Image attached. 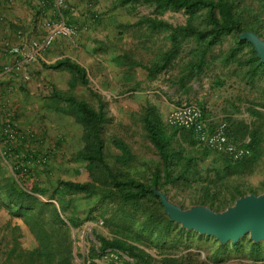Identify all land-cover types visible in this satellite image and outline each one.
<instances>
[{
    "label": "trees",
    "instance_id": "trees-1",
    "mask_svg": "<svg viewBox=\"0 0 264 264\" xmlns=\"http://www.w3.org/2000/svg\"><path fill=\"white\" fill-rule=\"evenodd\" d=\"M116 2L119 5L145 4L151 7V14L141 16L136 24L151 31L166 32L168 46L156 60L145 65L150 78L170 67L181 52L183 43L189 39L194 42L188 50L193 53L194 58L187 60L184 68L199 73L209 63L208 53L211 47L222 42L228 34L235 36V43L225 51L222 63L228 65L235 62L233 69H239L250 82L261 78L264 73V62L257 55L253 44L239 36L241 32L250 30L264 39V0ZM179 9L186 13L185 23L173 24L159 17L167 10ZM245 47L247 55L241 56ZM47 66L65 69L70 74L67 88L53 86L45 97V105L71 115L81 126L82 146L76 151V158L84 160L88 179L79 181L65 178L58 179L53 185L42 184L37 172L47 166V151L41 149L40 141L33 148L28 147V140H35L32 131H18L11 121L0 123V204L5 205L11 215L20 217L37 241L32 248L18 249L16 244L12 245L4 252L9 263L13 262L12 256L18 264L72 263L71 226L79 223L75 216L78 210L74 211L70 202L74 193H82L85 197L95 196L93 205L99 208L105 224L113 232L111 238L103 235L97 237L99 247L96 252L108 247L114 248L132 257L136 264H153L154 257L139 245H148L144 240L161 247V251H167L169 248L165 247L183 243L184 235L188 236L193 232L179 226L164 210L156 191L162 192L160 189L166 184L192 185L195 188L192 204L204 205L214 211L224 210L239 196L256 193L252 188L246 191L240 184L239 176L253 170L262 153L264 111L258 106L264 108V86L262 95L248 106L251 120L230 121L233 139L240 141L249 135L250 139L245 144L248 153L236 160L222 155L220 162L204 169L199 168L195 155L186 153L181 145L173 144V137L178 129H185V133L192 137L190 142L195 143L192 131L174 126L175 130L168 133L155 107L146 106L142 115L143 125L147 137L159 154V163L153 166L148 177L139 178L128 170L134 154L127 144L119 139L114 140L112 142L120 150L119 154L110 155L107 151L104 126L110 116L102 95L87 87L89 79L85 67L70 57L59 58ZM77 85L87 87L96 102L77 95L74 91ZM183 137L186 139L184 134ZM204 153H208V148H204ZM2 160L8 162L10 172H5ZM261 185L264 190V178ZM39 195L54 198L57 204L49 199L44 200ZM69 206L71 215L66 216L64 214ZM91 217L89 213L87 218ZM248 240L252 258L248 264H264L259 262L264 260V245L259 240ZM232 244L239 249L241 241L238 239ZM226 249L227 243L220 244L219 252ZM158 261L160 264H184L182 257L168 253L163 254Z\"/></svg>",
    "mask_w": 264,
    "mask_h": 264
},
{
    "label": "rangeland",
    "instance_id": "rangeland-1",
    "mask_svg": "<svg viewBox=\"0 0 264 264\" xmlns=\"http://www.w3.org/2000/svg\"><path fill=\"white\" fill-rule=\"evenodd\" d=\"M99 2H100V6L95 11H97V18L100 19L101 21L100 23L102 22L105 23L107 21L105 14L109 10H112L114 7L117 6H121L120 9L124 10L125 14H128L129 16L134 15L136 17V19L133 22L127 21L128 23L123 24V26L126 27L125 32L127 33L130 32L132 28L140 29V30L147 29L145 26L136 24V22L141 16L151 14V7L145 4L119 5L117 4L116 0H99ZM159 17L164 18L173 24H180L186 22V13L184 12L183 9L167 10L162 15H159ZM262 20L264 27V14H262ZM155 32H156L155 35H153L155 42L152 45L141 46V47L137 46L134 48L135 51L139 52V62L140 61L144 62L145 65H149L154 60H156L160 56L164 48H166L169 44V40L166 37V32L164 31H155ZM76 36L77 34H75L74 36H68L69 42L71 44H74L76 42ZM234 43H235V36L233 34H228L224 37L222 42L212 46L208 53L210 54V56H208L209 63L204 66L206 71H208L209 69L212 70L214 68H218L220 72H225V71L227 72L229 71V69H232L235 65V62L230 63L228 65H224V63H222L223 62L222 59L225 55V51ZM193 44L194 42L192 40L190 39L186 40L183 43L182 50L179 53L178 57L174 59L172 65L168 67L166 70L171 69L174 66V64L177 67L178 65H180V67L184 68L187 63V60L194 58L193 53H190L188 51ZM143 50L148 51L147 56H144ZM240 55L241 56L247 55V47L243 49ZM65 57H69V56H65ZM179 61H181V64H179ZM62 70H64L65 73ZM43 75L45 76L42 79L39 78V76L35 78L33 76L32 78L30 75L29 78L25 80L22 79L21 77H17L18 85H17V89L14 91L13 94V97H15L13 102H17L18 104L21 103L24 105L28 104L29 107L25 106L23 112H21L19 115L17 113L11 115L8 114L7 107H5L7 105V102H4L0 109V123H7L11 121V123L18 131L26 130L29 132L32 131L35 135L37 134H39V136L43 135V140L46 139L45 141H47L49 138L48 140L49 144H51L50 142L51 140L54 141L56 147L53 148L52 146L47 145L48 151L47 150L46 151L49 160L47 162V166L41 168L39 172H37L40 182L42 184L53 185L56 183L58 179H65V178L79 180V181L86 180L88 179V172L85 169V162L84 160H79L76 158V151L82 146V139L80 137L81 126L76 121H74L71 115L47 107L45 105V101H46L45 97L48 96L47 93L46 95L44 94L41 97H37V96L33 97L29 93V91L32 89V86H36L38 88L40 87L41 91H43V89L48 88V85H51L48 81L51 80V76L58 77L61 80L59 81L60 87L58 88L66 89L68 86V79L70 77V74L65 69H56V72H53V69L48 68L46 73ZM221 76H223V74ZM203 77L208 82L206 88H211V86L209 85V80H211L212 82V79H210L211 78L210 75H204L202 77L198 75L196 77L197 80L196 84L200 85V87L203 88L202 85L203 82L201 80ZM241 77H242L241 92L239 93L240 102L238 104V109L235 110L236 114L219 115V118H221L219 120H225L227 122L228 134L231 140H233L236 143L245 145L250 139L249 135L247 134L240 141L238 139L237 140L233 139L230 130V126H231L230 121L244 120L248 122L251 120V116L249 115V111H248V106L251 104V102H253L254 99L262 95L263 92L262 87L264 86V73L262 74L261 78H257L254 82L248 81V78L243 75ZM213 79L215 80V78ZM39 80L40 81L44 80L45 82H41V84H37V81ZM218 80L220 81L221 78L219 77ZM89 83H90V79H89ZM219 85H221V83ZM53 86L55 85L52 84V86L49 89V93L51 92ZM87 87L92 88L90 84ZM87 87L83 85H77L74 91L77 93V95L82 96L88 99L89 101L95 103L96 99L89 94ZM2 101L3 100L1 98V102ZM105 104L107 108L106 101ZM18 106L21 107V105ZM34 106H38V108ZM145 108L146 106L141 109V111L137 115L138 119L134 124V127L137 130L140 128L141 132L140 134L139 132H135V133L132 132L130 134L132 139L131 142L126 141L125 140L126 138H124V136L121 135L122 134L121 126L119 127L116 126L114 128H111L108 122L104 126L105 146L109 154L116 155L119 154L120 151L112 141L119 139L123 141L125 144H127V146L131 149V151L134 154V159L132 160L128 170L130 171V173H132L133 175L139 178L148 177L153 166L159 163V154L155 146L151 143V141L147 137L146 130L143 125L142 115L144 113ZM258 108L264 111L263 107L258 106ZM218 111L221 112V109H219ZM159 115L164 124L165 130L168 133L174 131L175 127L167 124L165 121L166 114L164 116H162L161 114ZM9 117L10 119L7 120V118ZM216 123L210 124V126L212 127ZM34 126H36V128H34ZM64 130L66 132H64ZM185 132H186L185 129H178L173 137V144L174 146L181 145L186 151V153L195 155L199 168L204 169L207 166L217 164L218 162L221 161L222 155H227L222 152L214 151L200 144L195 139L194 136L193 137L196 140V142L195 143L190 142V138L192 137L188 136V134ZM66 134H68L69 137ZM183 134L186 136V139H184ZM39 141L42 142L40 137H39ZM261 146H262V153L260 155V159L258 163L254 166L253 170L247 171L246 173H243L239 176V180L241 181L240 184L244 186L246 191H248V188L255 189L256 193H261L264 191L261 185V180L264 178V141L262 142ZM204 148H208V153L206 154L204 153ZM1 165L6 170L5 172L9 171V164L6 160H2ZM49 188L51 189L50 186ZM194 189L195 188L192 185H187L184 183H177V184L168 183L160 190L163 193H165L172 202L179 204L184 208H188L193 205L192 197L195 194ZM39 197L44 200L49 199L57 204V201L54 198H48L47 196H41V195H39ZM70 199L74 211L78 210L75 216L79 220V223L76 226H71V236L73 238V248H72L73 257L71 264H85L82 261L83 252H85L86 255L90 258L91 260L90 264H136L133 261L132 257L126 255L122 251L121 252L124 255L128 256V258L121 255L120 258L117 259L116 261L103 260L100 257L99 253L96 252V249L99 247V241L97 237L99 235H103L108 238H111L113 232L105 224L104 218L99 208H95L96 205L95 206L93 205V202L96 199L95 196L85 197L82 193H74L71 195ZM3 206L6 208L5 205ZM91 206H93V209H91ZM89 213H91L92 215L91 218H87ZM69 214L71 215V206H69V208L67 209L64 215L68 216ZM99 220H102V223H99ZM22 224L25 226L24 228H21L19 227V225L16 224L12 228H9L6 231V233H4V235L2 236V239L4 241L3 244H5L6 246V248L4 249L5 251H7L6 249L10 248L14 244H16L19 249V248H27V246H31V245L33 246V244L35 245L37 243L34 235L30 232L28 226L23 221ZM178 224L179 226L187 229L185 226L182 225L181 222H178ZM188 230H192L193 232H190L188 236L184 235L185 239L183 243H180L177 246L165 247V248H169L167 251L166 250L161 251V247L156 246L154 243L149 242L147 240L144 241H146L148 245H145L143 243H139V245L154 257V260L152 262L153 264H160L158 260L165 253L177 257H182V261L184 262V264H248L249 262L252 261L248 249L249 247L248 239H251L249 236V232L244 233L238 238L241 241V246L239 249H236L233 247L232 240L221 242L219 238L215 237L212 234H207L203 232L201 233L194 228H189ZM197 233L202 234V236L199 237ZM259 241L262 245H264V239H260ZM222 243H227V249L224 250L223 252L222 251L219 252V246ZM12 258H13L12 259L13 262L17 261L14 256H12ZM259 262L264 263V260H259Z\"/></svg>",
    "mask_w": 264,
    "mask_h": 264
},
{
    "label": "crops",
    "instance_id": "crops-1",
    "mask_svg": "<svg viewBox=\"0 0 264 264\" xmlns=\"http://www.w3.org/2000/svg\"><path fill=\"white\" fill-rule=\"evenodd\" d=\"M99 6V0H66L63 6H57L55 0H0V64L8 58H13L7 52V46L20 43L24 36L40 39L47 29L45 21L48 18L63 16L77 27L76 42L71 44L68 37H56L41 51L38 58L30 63V76L32 78L39 76L42 79L48 68L56 72V69L47 65L59 58L69 56L76 60L85 67L91 87L103 95L110 116L109 125L111 128L121 126V135L126 141H132L130 135L132 132L140 134V128L137 130L134 124L141 109L147 105L154 106L159 114L164 116L176 105L194 102L202 107L204 116L210 124L218 122L221 119L219 115L236 114L242 82L240 70L232 68L227 72H220L218 68H214L206 71L203 67L197 73L195 70L190 71L174 64L171 69H165L154 78H150L145 63L139 62V52L134 48L152 45L155 42L153 35L156 32L133 28L130 32H125L126 27L123 24L133 22L136 17L125 14L124 10L120 9L121 6L107 10L105 14L107 23H100L95 11ZM143 51L144 56H147L148 51ZM198 75L200 77L210 75L211 88H206L208 82L204 77L201 79L203 88L197 85ZM17 77L14 73L0 74V109L2 104L7 102L5 107L11 115L14 113L19 115L25 106L29 107L28 104L13 102L15 99L13 94L18 85ZM48 81L51 85L43 91L40 87L32 86L29 91L31 96L41 97L46 93L49 94L52 84L60 87L61 80L58 77L51 76V80ZM41 82L45 81L39 80L37 84ZM34 107L38 108V106ZM219 109L221 112L218 111ZM66 135L69 137L68 134ZM39 137L42 141L41 149L46 151L47 145L56 147L53 140L49 144V138L45 141L43 135L39 136V134L34 136L35 140H28L30 142L28 147L33 148L35 143L37 145ZM16 224L21 228L25 227L20 217L11 215L8 209L0 204V264H18L9 263L5 259L6 246L2 239L4 233Z\"/></svg>",
    "mask_w": 264,
    "mask_h": 264
},
{
    "label": "built area",
    "instance_id": "built-area-1",
    "mask_svg": "<svg viewBox=\"0 0 264 264\" xmlns=\"http://www.w3.org/2000/svg\"><path fill=\"white\" fill-rule=\"evenodd\" d=\"M66 0H55L57 6H63ZM46 32L39 38L22 37L18 44L7 46V52L13 56L12 59L0 64V74L14 73L22 79H28L30 63L38 58L44 50L58 36H74L77 27L60 18H48L45 21ZM167 124L175 127L190 129L195 139L202 145L227 154L233 160L239 159L248 153V148L236 143L229 137L228 124L225 120H219L214 126H210L209 120L204 116L203 109L194 102H184L173 107L165 116ZM102 223V220H99ZM100 257L105 261H116L124 255L120 250L106 248L99 252ZM82 261L90 264L91 260L85 252L82 254Z\"/></svg>",
    "mask_w": 264,
    "mask_h": 264
},
{
    "label": "water",
    "instance_id": "water-1",
    "mask_svg": "<svg viewBox=\"0 0 264 264\" xmlns=\"http://www.w3.org/2000/svg\"><path fill=\"white\" fill-rule=\"evenodd\" d=\"M239 36L253 44L257 55L264 62V39L250 30L241 32ZM156 192L170 218L181 222L186 228L212 234L221 242L236 241L246 232H249L253 241L264 239V191L239 196L222 211H214L204 205L181 208L171 202L165 193Z\"/></svg>",
    "mask_w": 264,
    "mask_h": 264
}]
</instances>
